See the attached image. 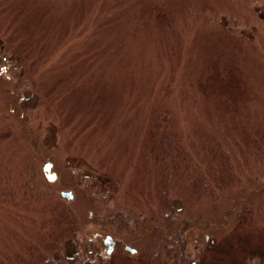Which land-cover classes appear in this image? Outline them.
I'll list each match as a JSON object with an SVG mask.
<instances>
[{
  "label": "rangeland",
  "instance_id": "374dc122",
  "mask_svg": "<svg viewBox=\"0 0 264 264\" xmlns=\"http://www.w3.org/2000/svg\"><path fill=\"white\" fill-rule=\"evenodd\" d=\"M0 264H264V0H0Z\"/></svg>",
  "mask_w": 264,
  "mask_h": 264
},
{
  "label": "water",
  "instance_id": "95a60500",
  "mask_svg": "<svg viewBox=\"0 0 264 264\" xmlns=\"http://www.w3.org/2000/svg\"><path fill=\"white\" fill-rule=\"evenodd\" d=\"M52 164L50 162H46L43 166V171L46 173V180L49 183H54L57 180V175L55 172H53L52 170ZM61 195L63 197H66L67 199H71L72 196L70 193L67 192H62ZM104 244L107 245L106 248V253L109 254L112 250V246H111V242H110V237L107 236L104 239ZM131 253L133 252L132 250L128 249Z\"/></svg>",
  "mask_w": 264,
  "mask_h": 264
},
{
  "label": "flooded vegetation",
  "instance_id": "af4514ba",
  "mask_svg": "<svg viewBox=\"0 0 264 264\" xmlns=\"http://www.w3.org/2000/svg\"><path fill=\"white\" fill-rule=\"evenodd\" d=\"M96 235H97V234H96ZM96 238H98V237L95 236V239H96ZM110 242H111V246H112V243H113V242H112L111 238H110ZM106 246H107V245H106ZM106 248H107V247H106ZM112 248H113V246H112ZM128 249L132 250V251H133L132 253H134V250H133V249H131V248H129V247H126V248H125V250L129 251ZM129 252H130V251H129ZM130 253H131V252H130Z\"/></svg>",
  "mask_w": 264,
  "mask_h": 264
},
{
  "label": "trees",
  "instance_id": "16d2710c",
  "mask_svg": "<svg viewBox=\"0 0 264 264\" xmlns=\"http://www.w3.org/2000/svg\"><path fill=\"white\" fill-rule=\"evenodd\" d=\"M67 253H68V252H67ZM69 254H70V253H69ZM70 255H71V257H73V254H70ZM67 258H68V257H67ZM72 261H73V259H72ZM72 261H71V262H72Z\"/></svg>",
  "mask_w": 264,
  "mask_h": 264
}]
</instances>
